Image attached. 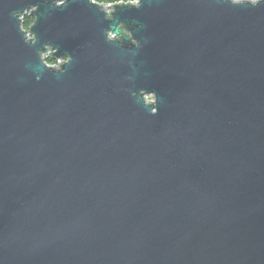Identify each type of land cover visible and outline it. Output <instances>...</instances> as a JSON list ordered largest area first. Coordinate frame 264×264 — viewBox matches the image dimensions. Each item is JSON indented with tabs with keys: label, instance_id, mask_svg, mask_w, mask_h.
Returning a JSON list of instances; mask_svg holds the SVG:
<instances>
[{
	"label": "water",
	"instance_id": "water-1",
	"mask_svg": "<svg viewBox=\"0 0 264 264\" xmlns=\"http://www.w3.org/2000/svg\"><path fill=\"white\" fill-rule=\"evenodd\" d=\"M48 4L0 0V264H264V4Z\"/></svg>",
	"mask_w": 264,
	"mask_h": 264
},
{
	"label": "clouds",
	"instance_id": "clouds-1",
	"mask_svg": "<svg viewBox=\"0 0 264 264\" xmlns=\"http://www.w3.org/2000/svg\"><path fill=\"white\" fill-rule=\"evenodd\" d=\"M87 2L91 5H94L98 7L101 12L104 14V18L107 21H112L109 17L111 15V6L113 4L118 5V7H127L132 9H140L143 4L144 0H87ZM69 3V0H50V4H48L49 7L60 9L67 5ZM99 3H106L109 5V9H101L98 5ZM217 3L220 4H231L234 6H241V5H251V6H257L260 4H264V0H217ZM38 5V4H37ZM38 7L34 6L32 4L31 6L25 8L22 12H16L14 15L15 17L17 14L20 13H26V16L21 15V19L25 20V24L23 28L19 25V30L23 35V40L25 44L28 45H36L38 43V36L36 32L32 31V27L34 24H36L37 16H40L41 13L38 11ZM35 12L36 16H33L32 13ZM121 22V21H120ZM117 23L116 28L118 31H113L111 28H107L104 30V38L106 42L108 43H116L121 48L125 47L124 45V39L127 38L129 44L134 48H140L141 47V41L136 39L134 32L132 31V27H136L135 21H131L130 24L125 23L122 21V24ZM120 24L118 27L117 25ZM119 33V35H117ZM58 49V46L53 45V43L49 40L43 43L42 48H36V55L39 59L40 64L48 69L51 72H54L56 74H64L66 71V66L69 65L72 62V56L68 54L67 52H64L60 56L53 57L51 53L53 50ZM35 79L39 81L41 79L40 75H36ZM130 79V77H129ZM140 94H148L151 95L153 98V104L151 107L150 115L155 116L158 114L159 109L157 107L158 103V97L155 91H146L144 89L140 90ZM131 95L133 97L136 96V92L132 91Z\"/></svg>",
	"mask_w": 264,
	"mask_h": 264
},
{
	"label": "trees",
	"instance_id": "trees-1",
	"mask_svg": "<svg viewBox=\"0 0 264 264\" xmlns=\"http://www.w3.org/2000/svg\"><path fill=\"white\" fill-rule=\"evenodd\" d=\"M100 4L107 5L106 3H100ZM24 16H26V14ZM24 24H25V20L23 21V26H24Z\"/></svg>",
	"mask_w": 264,
	"mask_h": 264
},
{
	"label": "built area",
	"instance_id": "built-area-1",
	"mask_svg": "<svg viewBox=\"0 0 264 264\" xmlns=\"http://www.w3.org/2000/svg\"><path fill=\"white\" fill-rule=\"evenodd\" d=\"M106 6H107V9H109V8H108L109 5H106Z\"/></svg>",
	"mask_w": 264,
	"mask_h": 264
},
{
	"label": "rangeland",
	"instance_id": "rangeland-1",
	"mask_svg": "<svg viewBox=\"0 0 264 264\" xmlns=\"http://www.w3.org/2000/svg\"><path fill=\"white\" fill-rule=\"evenodd\" d=\"M149 99H151V98H149Z\"/></svg>",
	"mask_w": 264,
	"mask_h": 264
}]
</instances>
